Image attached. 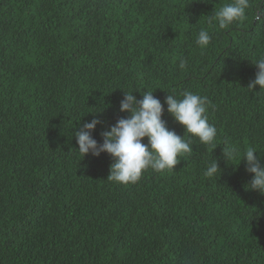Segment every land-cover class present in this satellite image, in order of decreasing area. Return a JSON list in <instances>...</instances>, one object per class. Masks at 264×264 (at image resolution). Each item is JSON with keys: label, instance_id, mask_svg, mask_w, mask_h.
Here are the masks:
<instances>
[{"label": "trees", "instance_id": "trees-1", "mask_svg": "<svg viewBox=\"0 0 264 264\" xmlns=\"http://www.w3.org/2000/svg\"><path fill=\"white\" fill-rule=\"evenodd\" d=\"M232 2L0 0V264H264V196L247 190L243 161L222 155L225 143L254 146L264 165V90L246 89L264 26L254 9L208 23ZM185 90L210 101L213 151L192 138L173 170L129 185L107 179L108 154L75 151L84 123L102 122L101 143L127 117L124 93L163 103ZM162 119L188 138L166 105ZM212 159L221 175L207 178Z\"/></svg>", "mask_w": 264, "mask_h": 264}, {"label": "clouds", "instance_id": "clouds-1", "mask_svg": "<svg viewBox=\"0 0 264 264\" xmlns=\"http://www.w3.org/2000/svg\"><path fill=\"white\" fill-rule=\"evenodd\" d=\"M253 9L255 22L264 26V7L254 5L252 0H233L208 17V23L215 21L220 28H225L233 22L245 20L249 10ZM210 41L209 32L201 29L196 44L200 48H206ZM252 65L256 72L246 89L252 92L257 87L259 91L264 90V56L259 57ZM179 67L187 68V60L182 59ZM141 96L142 99L137 100L133 93H124L119 112L128 115L117 119L108 130L101 132V143L92 135L97 125L102 123L99 119L93 118L84 123L74 133L78 146L75 151L80 154L81 159L89 153L93 157L106 153L112 158L113 163L107 177L109 181L120 185L135 184L148 169L156 172L173 170L180 162L178 157L192 153V138H196L201 145L210 146L212 151L217 147V129L209 123L206 115L210 106L207 97L187 90L180 94L181 98H177L175 93L167 94L163 103L153 95V91H146ZM165 105L167 114L184 129V134H189L187 139L185 135L181 136L170 130L162 119ZM144 138H147V143H143ZM256 153L254 146L248 147L243 154L231 143H225L222 147V155L227 163L231 160H239V164L244 162L246 172L251 175L247 190L264 196V165ZM220 175L218 162L212 159L204 176L216 178Z\"/></svg>", "mask_w": 264, "mask_h": 264}]
</instances>
